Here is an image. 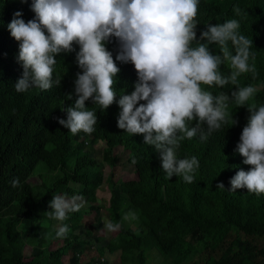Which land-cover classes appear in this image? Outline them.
<instances>
[{
  "label": "trees",
  "instance_id": "1",
  "mask_svg": "<svg viewBox=\"0 0 264 264\" xmlns=\"http://www.w3.org/2000/svg\"><path fill=\"white\" fill-rule=\"evenodd\" d=\"M33 3L0 0V264H66L61 256L70 248L75 264H95L96 257L83 262L79 254L102 236L91 235L90 227V236L85 238L76 229L83 214L100 204L69 213L62 222L69 227L64 237H57L58 228L51 223L54 219L46 213L52 211L50 202L60 194L70 197L82 191L87 201H95L97 187L105 179L112 184L109 209L121 224L105 247L110 252L121 251L123 263L146 264L148 251L156 248L169 264H264V194L246 188L232 191L230 183L240 170L252 167L243 163L245 157L237 150L250 117L247 106L240 107L230 99L226 109L229 122L220 130L207 140L202 141L198 132L181 141L178 158L195 156L199 161L192 183L175 175L167 178L160 154L145 144L143 134L130 135L118 127L120 95L135 90L138 74L131 62L116 59L120 44L113 36L106 48L120 69L114 78L116 101L107 110L91 99L86 101V108L97 114L95 131L73 135L58 120L67 119V108L78 98L74 82L76 74L82 73L76 61L79 45L74 44L71 53L56 56L53 81L59 78L60 85L53 83L49 90L32 87L23 93L14 87L24 69L19 60L20 41L12 37L8 25L16 12L22 13L20 18L26 23L33 20ZM232 19L240 23L239 32L253 41L255 59L249 63H254L256 73L241 74L236 85L202 87L213 95L230 96L238 86L251 85L257 91L248 103L264 105V0H199L197 40L208 25ZM228 47L235 54L230 41ZM210 50L221 54L219 45H210ZM220 71L227 76L231 70L225 63ZM195 123L190 122L189 127ZM202 131L207 133L206 124ZM100 140L104 144L95 154L91 147ZM125 156L136 177L114 183L116 167ZM39 162L41 167H37ZM33 174L38 175L34 181L30 180ZM17 178L20 183L13 187L11 182ZM220 183L224 188H218ZM129 213H134L135 219ZM126 215L128 219H124ZM235 229L239 234L232 233ZM242 232L250 237L243 239ZM58 239L61 241L56 243ZM27 243L32 244L31 255L23 251ZM105 247L99 248L100 253ZM208 247L210 254L203 263L189 262L196 250ZM53 250L56 257L50 255Z\"/></svg>",
  "mask_w": 264,
  "mask_h": 264
},
{
  "label": "clouds",
  "instance_id": "2",
  "mask_svg": "<svg viewBox=\"0 0 264 264\" xmlns=\"http://www.w3.org/2000/svg\"><path fill=\"white\" fill-rule=\"evenodd\" d=\"M198 5L199 0H34L33 20L26 23L20 18L22 13L16 12L8 25L12 37L20 41L19 60L24 69L15 90L23 93L32 87L49 90L53 83L60 85L59 78L53 81L56 56L71 53L73 45H79L76 61L82 73L76 74L74 82L78 98L67 108V119L58 122L73 135L93 133L97 114L86 108V101L91 99L104 110L116 101L114 78L120 69L106 48L115 36L120 44L116 59L131 62L138 74L135 90L120 95L118 127L130 135L143 134L145 144L160 154L167 178L175 175L192 183L199 161L195 156L178 158L181 141L198 132L202 141L207 140L220 130L229 122L226 109L230 99L240 107L246 105L250 117L237 150L245 157L243 163L252 167L240 170L230 180L231 190L246 188L256 195L264 194V105L248 103L257 89L238 86L229 96L213 95L202 87L223 88L229 83L236 85L241 74L255 75V65L249 63L255 59L253 41L239 32L240 23L235 19L208 25L198 41ZM235 11L239 14L240 9ZM229 41L235 54L228 47ZM213 44L220 46L221 54H213ZM225 63L231 70L227 76L220 71ZM192 121H196L195 126L189 127ZM205 124L207 133L202 131ZM11 183L17 187L20 181L17 178ZM218 188H224L223 183ZM81 200L80 196L69 199L56 195L50 202L52 211L46 215L63 222L69 213L80 211ZM129 215L135 219L134 213ZM120 227V223L110 221L104 224L108 232ZM68 232V225L62 224L56 235L64 237Z\"/></svg>",
  "mask_w": 264,
  "mask_h": 264
},
{
  "label": "rangeland",
  "instance_id": "3",
  "mask_svg": "<svg viewBox=\"0 0 264 264\" xmlns=\"http://www.w3.org/2000/svg\"><path fill=\"white\" fill-rule=\"evenodd\" d=\"M104 141L100 140L96 143H94L92 145V149L94 151L95 154H97L98 152H100L101 147L103 146ZM37 167H41V162H39V164L37 165ZM115 176L113 178L114 183H118L120 180H126V179H131L136 177V173L134 170V166L132 164L129 163V161L127 160V156L123 157L121 159V161L118 163V166L116 167V171H115ZM108 173V165L106 164L104 167V174L107 175ZM47 177H50V174L47 175ZM38 178L37 174H33L30 178V180L34 181ZM111 187L112 184L110 181H108L107 179H105L101 185H99L97 187L96 190V200L95 201H87L86 199V195L82 194L83 192L81 191L74 194L73 196H80L82 198L81 201H79L80 203L83 204V207H88L86 205L88 204H100L98 209H90L88 211H86V213L83 214V218L81 220L80 226L76 229V232L80 233L83 237L87 238L89 237V233L87 232V229L89 230L90 227L93 228V231L91 232V235L93 234V236L96 235H101L102 239L101 240H94L95 243L93 245H87L86 249H85V254L82 255V253L79 254L80 259H84V260H89L90 257L93 258L96 256L97 260L101 259V258H105V262L106 264L108 263H117V264H121V260H120V254L119 252H110L107 247H105L106 243L109 241V239L116 234L118 231L116 232H108L105 228H104V224L105 222H113V223H119L117 216L113 215L112 212L109 209V200L111 197ZM61 195V194H60ZM70 197H66V198H71ZM52 225L59 228L63 223L57 220H53ZM233 234H239L238 230L235 229L232 232ZM243 239H247L248 237H250L249 235L244 234L243 232L240 233ZM59 241H56V243L60 242L61 239H58ZM56 245V244H54ZM96 246H101V247H105L103 249V251L100 253L99 250L97 249ZM52 248H55V246H52ZM23 251L27 254V255H31L32 252V244L27 243L23 249ZM210 254V248H204L203 251L200 250H196L192 255L191 258L189 260V262L193 263V262H201L203 263L205 261V259L207 258V256ZM52 257H56L58 255V253L56 252V250H53V252L50 254ZM62 259L64 262H66V264H75V256L73 254V250L72 248H70L68 250L67 253L63 254ZM115 259H117V261H115ZM96 260V261H97ZM95 261V263H96ZM123 263V262H122ZM125 264V263H123ZM146 264H169L168 261L166 260V258L156 249H151L148 251V260Z\"/></svg>",
  "mask_w": 264,
  "mask_h": 264
},
{
  "label": "crops",
  "instance_id": "4",
  "mask_svg": "<svg viewBox=\"0 0 264 264\" xmlns=\"http://www.w3.org/2000/svg\"><path fill=\"white\" fill-rule=\"evenodd\" d=\"M118 232H119V231H118ZM118 232H117V233H118ZM117 233H116V234H117ZM116 234H114V235H116ZM96 247H97V249L99 250V248H100L101 246H96ZM84 251H85V250H84ZM84 251H83L82 255L85 254ZM99 252H100V250H99ZM115 252H119V254H120V260L122 261V258H121V251H115ZM112 253H113V252H112ZM95 257H96V256H95ZM90 258H91V257H90ZM80 260L83 261V262H84V261H87V260H84V259H80ZM115 261H117V259H115ZM122 262H123V261H122ZM122 262H121V264H123ZM114 264H117V263L115 262Z\"/></svg>",
  "mask_w": 264,
  "mask_h": 264
},
{
  "label": "built area",
  "instance_id": "5",
  "mask_svg": "<svg viewBox=\"0 0 264 264\" xmlns=\"http://www.w3.org/2000/svg\"><path fill=\"white\" fill-rule=\"evenodd\" d=\"M95 264H106L105 258L103 257V258L97 260Z\"/></svg>",
  "mask_w": 264,
  "mask_h": 264
}]
</instances>
